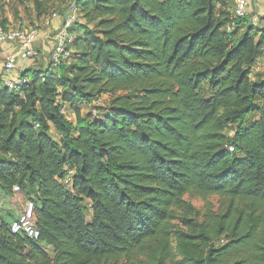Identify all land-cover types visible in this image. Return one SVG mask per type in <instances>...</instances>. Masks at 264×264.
Masks as SVG:
<instances>
[{"label": "trees", "instance_id": "16d2710c", "mask_svg": "<svg viewBox=\"0 0 264 264\" xmlns=\"http://www.w3.org/2000/svg\"><path fill=\"white\" fill-rule=\"evenodd\" d=\"M75 2L73 59L0 77V193L40 231L0 219V264H264V25L233 0ZM187 195L221 204L198 222Z\"/></svg>", "mask_w": 264, "mask_h": 264}, {"label": "built area", "instance_id": "2783aa9c", "mask_svg": "<svg viewBox=\"0 0 264 264\" xmlns=\"http://www.w3.org/2000/svg\"><path fill=\"white\" fill-rule=\"evenodd\" d=\"M262 1V11L256 12L251 17V0H233L234 7L232 9L233 16L246 17L250 16L252 22L255 25L261 24V19L264 17V0ZM58 13V12H57ZM55 13L54 15H56ZM63 18L61 24L55 29V31H48L44 36L46 42L49 44L50 62L49 67L56 69L61 63L66 62L72 55V44L75 39L76 33H74L75 24L80 19L78 7L75 0H70L69 4L63 11ZM235 23L232 22L228 25V30L234 28ZM41 34V28L37 26L28 28H0V44L3 43H16L19 51L16 53H10L5 57L3 63V72L11 73L17 70V62L19 59H33L39 55L34 44L38 41ZM26 82V77L23 75H17L16 78H7L3 80V83L9 88H16ZM62 113H66L63 108ZM36 126H39L36 124ZM230 150H234L233 146H230ZM14 193H20L22 188L20 185H15ZM36 209L35 203L32 200H27L25 206L21 209L18 215L10 223V230L12 233H23L33 240L40 238V231L35 224Z\"/></svg>", "mask_w": 264, "mask_h": 264}, {"label": "rangeland", "instance_id": "374dc122", "mask_svg": "<svg viewBox=\"0 0 264 264\" xmlns=\"http://www.w3.org/2000/svg\"><path fill=\"white\" fill-rule=\"evenodd\" d=\"M69 4V0H56V8L52 9L51 12L47 15H41L38 16L37 12L35 10V6L32 1L30 0H0V28L3 27V22H5V27L7 29L10 28H28V27H34L37 26L38 28H42V21L46 19V17L50 15H54L55 13H61L60 16H63V11L65 10V7ZM230 4V3H229ZM248 20L251 21L250 16H248ZM79 21H83L81 18ZM248 21V22H249ZM245 26V25H244ZM75 30V29H74ZM77 31V29H76ZM74 33H76L74 31ZM72 55L70 57V60L73 59V52L74 48L71 47ZM256 67L259 66L258 71L263 72L264 74V60H258L256 62ZM43 66V65H42ZM3 69V67H2ZM31 73V71L29 72ZM43 73V72H42ZM112 97L108 94H103L100 98L94 100L91 103H87L85 101H82L80 103V108L83 114L89 113L91 110L93 111V114L95 115L97 111L98 113L102 115L108 114V108L111 104ZM66 114L75 121L76 115L74 110L71 108V106L65 107ZM93 116V115H92ZM52 134L53 136L57 137V131L52 128ZM9 200L11 203V206H6L5 200ZM27 199V196L20 192L19 194H4L0 193V219L3 218L4 214L6 215V220L11 221V218L17 211V208L15 205L19 202H22V206L24 205L25 201ZM186 199L189 203H191L194 208L195 212L192 215L193 218H195L198 222L203 221V215L204 212L207 210V208H213L214 211H217L219 209V206L221 204L220 198L218 196H211L207 200H203L199 197H194L191 195H187ZM7 207L6 209H4ZM3 212V213H2ZM183 214H180L178 219L174 221V226L176 231H180L183 229H186V227L182 223ZM49 251L52 249L49 247Z\"/></svg>", "mask_w": 264, "mask_h": 264}, {"label": "crops", "instance_id": "0c3cea01", "mask_svg": "<svg viewBox=\"0 0 264 264\" xmlns=\"http://www.w3.org/2000/svg\"><path fill=\"white\" fill-rule=\"evenodd\" d=\"M70 1V0H69ZM252 2V7H251V17L253 16L254 13H258L262 11V1L261 0H251ZM62 13V12H61ZM61 13H57L56 15H50L46 17L45 20L42 21V28H41V34L40 38L38 41L34 44L35 49L38 50L39 55L36 58L33 59H19L17 62V70L11 73H5L3 72V63L5 60V57L10 54V53H16L19 51V48L16 43H3L0 44V77L1 81L3 82L4 79L7 78H16L17 75H24V73L30 69H47L49 67V62H50V51L51 48L49 44L45 40V34L48 31H55V29L61 24V19L63 18L62 15L60 16ZM261 24L264 25V17L261 19ZM264 60V56L258 58V60ZM257 60V61H258ZM43 65V66H42ZM259 69V66L257 67ZM14 194H19V193H14ZM28 199H26L27 201ZM26 201L23 205V207L26 204ZM6 206H11V203L9 200H5ZM22 202H19L15 205L17 210L20 208L22 209ZM5 207L4 209H6ZM19 210V212L21 211ZM14 214L16 217L19 213ZM3 213V212H2ZM3 218L6 219V215L4 214Z\"/></svg>", "mask_w": 264, "mask_h": 264}]
</instances>
